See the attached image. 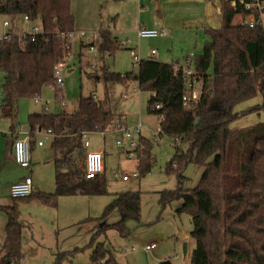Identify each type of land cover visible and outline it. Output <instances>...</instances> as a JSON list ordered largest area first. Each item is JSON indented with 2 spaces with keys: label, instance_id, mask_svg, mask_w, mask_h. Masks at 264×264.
Here are the masks:
<instances>
[{
  "label": "trees",
  "instance_id": "1",
  "mask_svg": "<svg viewBox=\"0 0 264 264\" xmlns=\"http://www.w3.org/2000/svg\"><path fill=\"white\" fill-rule=\"evenodd\" d=\"M223 1L222 26L208 30L211 40L196 60L194 76L202 83L199 101L185 105L183 97L189 89L184 71L155 60L141 61L138 74H121L104 66L98 78L106 84L125 86L140 81V89L152 93L148 112L160 117L159 136L173 138L177 149L166 169L176 176L177 187L163 190L160 201L163 207L181 201L177 212L191 216L190 234L196 247L187 264H264V122L237 132L231 127L241 117L264 108V25L251 28L242 22L234 24L238 14L248 17L259 12L246 9L241 0ZM0 14L28 15L32 22L39 21L43 30L35 40L24 37V45L16 35L12 41L0 44V87L4 106L14 116L21 98H36L44 87L55 84V67L65 61L68 53L67 39L58 33L74 31L75 17L71 0H0ZM84 46L96 47L101 55H114L119 41L107 30L100 32L97 42ZM257 96L262 105L236 111L237 104ZM117 118L106 100L88 95L80 97L74 111L31 114L29 129H52L53 148L64 152L56 165L63 166L73 162L75 148H83V133H103L115 125ZM180 143L187 148L183 150ZM152 148L153 141L143 137L138 158L141 176L147 175L156 163ZM189 163L203 168L194 188L186 186L188 177L184 172ZM55 183V192L39 194L40 200L46 203L64 195L107 193L104 173L87 180L77 168L61 169ZM4 209L9 221L0 251L5 258H17L24 226L16 206ZM114 212L120 219L106 223L108 226L96 234L112 227L122 236L128 235L127 221H140V191L114 194L97 221L105 224ZM94 236L89 244L90 264H120L105 243L97 242ZM55 257L54 264H61L60 254ZM159 264L174 263L166 259Z\"/></svg>",
  "mask_w": 264,
  "mask_h": 264
},
{
  "label": "rangeland",
  "instance_id": "2",
  "mask_svg": "<svg viewBox=\"0 0 264 264\" xmlns=\"http://www.w3.org/2000/svg\"><path fill=\"white\" fill-rule=\"evenodd\" d=\"M127 1V7L133 6V2ZM183 1L181 0V2ZM195 2L198 5L200 1ZM158 3L156 4L152 0H143L142 10H144L143 19L145 22L151 23L160 16H167L166 13L175 11L176 7L179 6L177 0H159ZM123 4V0H101V2L99 0H71L75 20L78 19L81 23H84L88 18L86 15L88 8H94L98 18L103 15V21H106L108 19L106 17L111 14L116 16L120 13L125 7ZM216 5L218 4L216 3ZM216 5L208 2V6L212 10L210 25L218 28L222 25V19L216 14ZM221 5H224V1L220 3V8ZM179 9L198 11L194 5L183 6L182 8L179 6ZM250 19L251 16L243 17L238 14L234 18V24ZM5 21L10 22L9 28L4 26ZM35 24L26 22L24 15L14 17L0 14V34L9 30L23 34L30 31ZM110 28H114L113 22H110ZM81 31L87 34L82 40L78 37ZM95 36L87 28L75 30L76 39L72 42L70 56L62 70L64 85L60 96L63 97V100L58 98L57 92L52 86L44 87L39 97L44 100V103L49 101L46 109L48 113H56L61 109L72 111L78 106L81 96L94 95L98 99L106 100L111 109L118 115L115 127L119 124L130 129L141 126V135L153 141L152 155L155 156L156 163L147 175L141 176L138 170V159L136 157L129 158L127 153L116 145L117 133L114 132L115 127L113 125L105 131V136L102 133H89L88 139L91 145L88 150H102L105 154L104 181L107 193L59 196L51 202L45 203L39 200L38 194L55 191L56 169L55 163L50 159L52 151L50 143L47 142L42 148L43 158L36 162L32 160L33 172L29 175L33 178V195L31 198L19 200L18 204L20 220L24 226L20 256L26 264H54L57 254H60L62 258L61 264L68 262L71 264H90L91 248H89V244L95 234L94 238L97 239V242H104L106 248L117 257L120 264H159L166 259L171 260L174 264H186L190 261V255L196 247L195 240L190 234L192 230L191 216L188 212H177V207L180 206L181 201H175L165 207L160 201L163 190H173L177 187L176 176L166 172L167 164L174 157L177 149L174 146L173 138L155 136L160 128V117L148 112L149 99L152 93L140 89V81H134L128 86H123L121 84H106L103 79L97 80L95 78L102 75L101 70L105 69L104 66L110 71L120 73L134 71L138 74L139 62L136 63L131 59L129 47H136L140 52L141 60L149 59L153 57L151 54L148 55V51H150L149 38L138 39L136 33L128 34L127 36L133 45L125 48L119 47L114 55L107 53L102 56L97 49L87 51L84 48L83 55L80 57V44L93 42ZM123 37H121L122 40ZM92 65L97 66L93 67ZM196 89L199 90L198 85ZM124 93L127 94L125 97L123 96ZM63 103L67 104L65 108ZM42 104L41 102L37 103L35 97L21 98L18 101L16 111L19 120L18 127H26L31 112L44 111L45 106ZM257 105H262L260 96L237 104L235 109L241 112ZM8 112L7 106L0 108V114H2L0 116V162L5 161L6 169L11 167V163L7 159L10 156H6L8 137L11 136ZM263 122L264 108L259 112L241 117L231 127L233 132H237ZM9 140H11L10 137ZM179 145L183 150L187 148L182 143ZM135 171L139 172L140 177H133ZM202 172V167L189 163L184 172L188 177L186 186L189 188L197 186ZM123 174H129L131 179L124 181L122 179ZM129 190L140 191L141 195L140 221L131 219L126 223L130 233L122 236L115 228L108 227L102 234H96L99 229L108 226L106 223L117 222L120 219L118 212L110 215L105 224L102 221L97 222L94 233L89 230L93 221L87 222V220L89 218L99 219L113 200L114 194ZM7 196L8 194L0 201L2 203L9 202ZM7 221L6 211L0 209V239L5 237ZM82 222L86 223L83 224ZM152 242L157 243V247L151 251H145L143 247ZM184 243H187L189 248V254L186 258L183 255ZM134 246L138 249L133 250ZM177 254L180 256L178 259H176Z\"/></svg>",
  "mask_w": 264,
  "mask_h": 264
},
{
  "label": "crops",
  "instance_id": "3",
  "mask_svg": "<svg viewBox=\"0 0 264 264\" xmlns=\"http://www.w3.org/2000/svg\"><path fill=\"white\" fill-rule=\"evenodd\" d=\"M152 1L156 4H159L158 3L159 0H152ZM195 1H200V2H198L199 4L196 5ZM99 2H101V0H99ZM130 2L131 3L133 2V6L127 7L128 1L123 0V3H124L123 5L125 7L122 8L120 13L116 14V16L111 14L109 17H106L108 18L106 21H103V15L99 16L98 18V16L95 14L94 8L87 9V6H85V8L87 9L86 15L88 16V18L86 19L84 23H81V21L76 19L74 22V31L80 28H87L89 31H92L93 34L96 35L94 37L93 42H97L100 37V32L102 31L111 30L115 35H117L118 41H120L122 40L121 38L122 36L125 37V38L123 37V40H125V39H130L128 38L129 36H127L128 34H133V33L137 34V30L140 26H145L148 28H165L169 30L168 36L148 39L149 40L148 45H149L150 51L156 50V53L153 57L142 60V61L155 60V61L162 62V63H168L173 66L174 70L182 69L184 71L185 69H188V68L195 69L196 60L198 56L203 53L206 43L211 40V36L210 34H208V30L209 29H219L222 26L221 25L220 27L217 28V27H213L210 25L211 24L210 21L212 19V10L208 6V2L209 3L212 2L214 5H216L217 3L218 5H216V14L220 16L222 19L221 8H220L221 0H184L183 2H181V0H177L178 5L181 6V8L183 6L187 7L189 5H194L198 8V11L179 9V6H177L176 7L177 9L175 11L173 10L172 12H168L166 13L167 16H164V15L160 16L159 18H156V20H154L151 23H147L143 19V11H144L142 10L143 0H130ZM176 12L177 14H175ZM110 22H113L114 28H110ZM84 45L86 44L84 43L80 44V50H81L80 57L83 55L84 48L87 51H91V49L88 46H84ZM131 45H133L132 41L129 46ZM131 48L136 49L135 46L129 47V49ZM95 49L97 48L95 47ZM150 51H148L149 52L148 55L151 54ZM139 55H140V52H139ZM121 74H124V73H121ZM95 78L97 80H100L98 76H96ZM1 81H2V75L0 73V83ZM121 85L125 86L124 84H121ZM200 85H198L199 88H200ZM124 95H127V94L124 93L123 96ZM75 109H77V107H75L73 110ZM8 111H9V108H8ZM9 112H8V116L10 117L9 128H10V134H11V136L9 137L11 138V140H9V137H8V146L6 147V156L7 155L10 156L7 159L8 161H10L11 167L9 169H6L5 161L2 163L0 162V190H1L0 199L5 198L6 194H8L7 197L9 198V202L7 203H2L0 201V209L4 211H5L4 207H9V206H16L17 209H19V206H18L19 200H15L11 197L10 186L12 183L25 178L26 176L29 175V173L31 174L33 172L32 160L36 162L37 160L43 158L42 148L46 145L47 142L50 143V148L52 151L50 159L55 163V166H56L55 182H56V174L61 169L71 170V169L77 168L78 170H81L82 172H84L85 153L87 151V149L85 148H75L73 150V162L66 163L63 166H57L56 161L58 158L61 157V155L64 154V152L56 151L52 146V139H51L47 141L43 146L33 144L32 149H31V166L29 168L21 167L14 161L13 143H14V140L18 136L24 137L25 132L30 130L29 129V118H28V123H26V127L23 126L22 128H19L18 127L19 120L17 119V115L14 114V116H11L9 115ZM42 112L44 111L31 112L29 114V117L31 114L42 113ZM61 112H63L62 109L56 113H61ZM67 112H70V111H67ZM1 115L2 114H0V116ZM143 137L147 138L145 136ZM147 139H150V138H147ZM81 158H82V161L80 162ZM55 190H56V183H55ZM54 192H49V194H52ZM41 193H44V192H41ZM72 195H76V194H72ZM64 196H69V195H64ZM8 221H9V216H8ZM88 221H91V222L93 221V223H91V226L89 227V230L93 231L94 233L95 229L97 228L96 223L99 221H97V219L93 220L91 218H89L87 222ZM82 223L84 224L86 222H82ZM5 237H6V231H5ZM5 237L0 239L1 248L4 245Z\"/></svg>",
  "mask_w": 264,
  "mask_h": 264
},
{
  "label": "built area",
  "instance_id": "4",
  "mask_svg": "<svg viewBox=\"0 0 264 264\" xmlns=\"http://www.w3.org/2000/svg\"><path fill=\"white\" fill-rule=\"evenodd\" d=\"M242 3H244L246 9H255L259 12L258 15H251L250 20L242 21L243 24L248 25L251 28H254L258 25H264V2L262 0H251V2H245L244 0H241ZM235 2L232 3L233 6H235ZM24 20L26 22L36 23L31 27L30 31L24 32L23 34H17L13 30H9L4 34H0V44L5 41H12L13 36L16 35L21 40V44L24 45V37H30L32 40H35L37 35L42 33V25L40 22H32L28 15H24ZM10 22L5 21L4 26L9 28ZM137 35L139 39L142 38H159V37H166L169 35V30L165 28H148L145 26H140L137 30ZM58 36H65L67 39V48L68 53L66 55L65 61L59 62L55 67V73H54V79L55 84L51 85L52 88L57 92V96L59 99L63 100V97L60 96L62 87L64 85V79L62 77V70L66 65L67 59L70 56L71 48H72V42L75 41V31L64 33L59 32ZM79 39H83L86 37V32L81 31L78 34ZM131 43L130 39H125L119 41V47L125 48L129 46ZM91 50H94L95 47H89ZM156 50L151 51V55H155ZM130 55L132 57V60L136 63H141L140 55L137 49L131 48L130 49ZM95 65H93L94 67ZM184 73L187 77V86H188V93H186L183 97L185 105H189L191 102H197L201 98L202 93V83L194 76L195 69L188 68L184 70ZM201 88L199 90L196 89V85H200ZM59 93V94H58ZM126 95H124L125 97ZM35 101L37 103L41 102L44 105L45 110L47 109V104H49V101H46L44 103V100H42L39 96L35 98ZM4 106V92L3 89L0 87V108ZM67 106L66 103H63V107L65 108ZM159 107V106H158ZM64 112H67L62 109ZM74 111V110H72ZM47 112V111H46ZM115 127V126H114ZM23 131V130H22ZM117 133L116 137V145L122 150H124L129 158L136 157L139 158V148L141 146V140L143 136L142 128L141 126H138L136 128H127L123 125H117L115 127V131ZM105 132L102 133V135L105 136ZM53 131L52 129H40L38 131L31 132L30 130L25 132L24 137H17L14 140L13 143V157L14 161L24 168H29L31 166V149L33 144H37L39 146H43L47 141L51 140L53 138ZM88 132L83 133V143L82 147L87 149L85 153V163H84V176L87 180H95L98 176L104 173L105 171V155L104 151L102 150H88L90 147V141L88 139ZM159 135V131L155 133V136ZM133 177H138V172L133 173ZM122 179L124 181H129L131 179V176L129 174H123ZM34 190V184H33V178L31 175L26 176L25 178L14 182L10 186V195L13 199H19V198H27L33 195ZM157 247V243L152 242L149 244H146L143 249L145 251H151L152 249H155ZM137 247H133V250H137ZM180 256L177 255L176 258H179ZM0 264H26L25 261L22 259L21 256L17 258H5L3 253L0 251ZM65 264H71L70 262Z\"/></svg>",
  "mask_w": 264,
  "mask_h": 264
},
{
  "label": "water",
  "instance_id": "5",
  "mask_svg": "<svg viewBox=\"0 0 264 264\" xmlns=\"http://www.w3.org/2000/svg\"><path fill=\"white\" fill-rule=\"evenodd\" d=\"M198 124H199V119L196 121V125H198ZM188 254H189L188 244L184 243V245H183V255L186 258L188 256Z\"/></svg>",
  "mask_w": 264,
  "mask_h": 264
}]
</instances>
